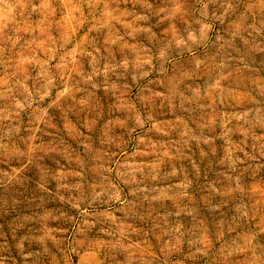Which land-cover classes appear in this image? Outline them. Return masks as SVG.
I'll list each match as a JSON object with an SVG mask.
<instances>
[{
  "label": "clouds",
  "instance_id": "1",
  "mask_svg": "<svg viewBox=\"0 0 264 264\" xmlns=\"http://www.w3.org/2000/svg\"><path fill=\"white\" fill-rule=\"evenodd\" d=\"M0 264H264V0H0Z\"/></svg>",
  "mask_w": 264,
  "mask_h": 264
},
{
  "label": "rangeland",
  "instance_id": "2",
  "mask_svg": "<svg viewBox=\"0 0 264 264\" xmlns=\"http://www.w3.org/2000/svg\"><path fill=\"white\" fill-rule=\"evenodd\" d=\"M30 194V193H29Z\"/></svg>",
  "mask_w": 264,
  "mask_h": 264
}]
</instances>
